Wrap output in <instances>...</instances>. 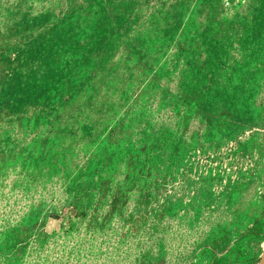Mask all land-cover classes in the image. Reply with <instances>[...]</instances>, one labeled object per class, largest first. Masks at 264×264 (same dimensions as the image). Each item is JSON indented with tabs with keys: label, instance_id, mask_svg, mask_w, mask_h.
I'll return each instance as SVG.
<instances>
[{
	"label": "rangeland",
	"instance_id": "1",
	"mask_svg": "<svg viewBox=\"0 0 264 264\" xmlns=\"http://www.w3.org/2000/svg\"><path fill=\"white\" fill-rule=\"evenodd\" d=\"M0 264H264V0H0Z\"/></svg>",
	"mask_w": 264,
	"mask_h": 264
}]
</instances>
